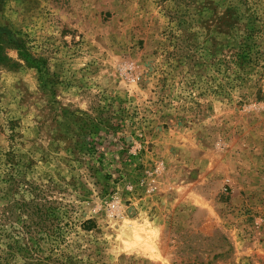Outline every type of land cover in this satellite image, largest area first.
I'll return each mask as SVG.
<instances>
[{"label": "rangeland", "instance_id": "374dc122", "mask_svg": "<svg viewBox=\"0 0 264 264\" xmlns=\"http://www.w3.org/2000/svg\"><path fill=\"white\" fill-rule=\"evenodd\" d=\"M0 264H264V0H0Z\"/></svg>", "mask_w": 264, "mask_h": 264}]
</instances>
